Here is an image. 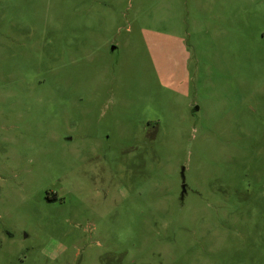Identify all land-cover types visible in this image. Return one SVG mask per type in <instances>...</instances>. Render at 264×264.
Here are the masks:
<instances>
[{"label":"rangeland","instance_id":"1","mask_svg":"<svg viewBox=\"0 0 264 264\" xmlns=\"http://www.w3.org/2000/svg\"><path fill=\"white\" fill-rule=\"evenodd\" d=\"M0 264H264V0H0Z\"/></svg>","mask_w":264,"mask_h":264}]
</instances>
